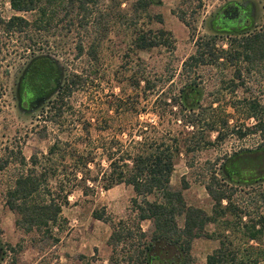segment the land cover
<instances>
[{"label":"rangeland","instance_id":"rangeland-1","mask_svg":"<svg viewBox=\"0 0 264 264\" xmlns=\"http://www.w3.org/2000/svg\"><path fill=\"white\" fill-rule=\"evenodd\" d=\"M234 2L254 7L253 26L236 35L215 33L211 28L214 15L225 3ZM134 3L111 0L103 5L108 18L101 39L102 32L90 34L89 29L87 33L63 32L61 47L36 51L35 55L22 52L17 38L0 32V264H107L110 228L94 219L91 212L105 208L114 220L125 217L133 196L129 185L121 183L109 189L97 185L86 195L75 188L62 209L67 224L57 233V240L18 228L16 216L4 203L5 190L28 167L29 157L45 154L56 140L66 153L95 151L96 163L107 167L108 161L99 154L110 148L134 150V143L150 131L149 127H155L158 135L169 130L179 149L170 186L182 191L187 205L210 214L213 201L206 185L216 186L219 181L234 189L231 199L237 208L250 217L264 216V166L257 167L255 160L242 165L234 176L236 181L224 169L233 156H252L264 149V117L260 128L256 127L260 114L246 115L248 101L257 99L264 105V71L256 67L249 73L243 60L230 62L226 57L233 37L264 25V0H161L145 11L135 10ZM13 13L7 0H0V17L6 19ZM159 30L171 36V44L148 50L135 48L138 33ZM209 38L214 40L215 51L225 54L217 61L193 65L189 57L197 55L200 43ZM80 41H94L93 56L87 48L83 55L77 54ZM38 57L55 63L56 83L43 98L24 109L18 101L21 76L28 63ZM194 66L197 71L192 73ZM72 74L79 75L82 82L64 98L61 117L50 121L52 103ZM193 78H199L200 96L198 105L189 107L182 91ZM183 104L185 111L180 107ZM185 115L194 122H186ZM237 130L245 135L239 136ZM114 140L118 141L115 146ZM19 152L27 162L24 167L18 161ZM225 218L232 219L229 214ZM178 224L182 226L183 217L178 218ZM141 227L148 232L151 224L144 221ZM214 230L213 224L206 226L208 233ZM217 245L215 239H194L191 254L196 264H204L206 255Z\"/></svg>","mask_w":264,"mask_h":264},{"label":"trees","instance_id":"trees-1","mask_svg":"<svg viewBox=\"0 0 264 264\" xmlns=\"http://www.w3.org/2000/svg\"><path fill=\"white\" fill-rule=\"evenodd\" d=\"M110 1L7 0L14 13L6 19L0 17V32L17 38L19 49L31 55L36 51L61 47L63 32L65 35L82 30L87 33L89 29L90 34L102 32L99 33L101 39L108 18L103 5ZM160 3L161 0H135L134 8L145 11ZM180 20L185 23L182 17ZM170 40L171 36L163 30L149 31L148 34L138 33L133 44L138 50H148L171 44ZM213 46V38L203 41L198 48V56H190V61H217L225 53H217ZM231 46V50L226 51L230 62L243 60L249 73L256 67L264 71V25L257 31L233 37ZM76 48L78 55H83L85 48L88 55H92L96 44L94 41H80ZM81 82V77L76 74L66 80L57 101L52 103L50 121L61 117L64 98ZM186 88L183 94L188 93ZM165 104L168 106L169 103ZM180 107L186 110L184 104ZM257 114H260V119L256 127L263 128L260 120L264 117V105L257 99L248 101L247 117H257ZM185 116L186 122H194V118ZM149 129L140 141L134 143V150L112 151L110 148L106 154H99L108 161L107 167L96 163L95 151L66 153L57 140L45 154L31 155L28 167L14 177L4 194L6 207L16 216L15 225L25 232H36L57 240V233L62 232L67 224L62 217V209L69 204V195L75 188L86 195L97 185L109 189L124 183L133 191L125 217L114 220L105 208L91 212L94 219L110 228L107 264H196L191 246L193 240L200 237L218 242L217 247L206 255L204 264H264V216L250 217L237 208L231 199L234 189L226 188L217 180L216 186L206 185L213 201L210 214L187 205L182 191L173 190L170 186L174 160L179 152L177 142L169 130L158 135L155 127ZM236 133L241 137L245 135L240 130ZM117 144V140L112 142L113 146ZM242 157L235 155L224 166L232 181H236L234 176L244 164L255 160L258 161L257 167L264 166V149L256 155ZM18 161L23 167L27 163L20 152ZM228 214L232 219L225 218ZM180 217H183L182 226L178 224ZM144 221L151 224L148 232L141 227ZM208 224L215 226L211 233L206 231Z\"/></svg>","mask_w":264,"mask_h":264},{"label":"flooded vegetation","instance_id":"flooded-vegetation-1","mask_svg":"<svg viewBox=\"0 0 264 264\" xmlns=\"http://www.w3.org/2000/svg\"><path fill=\"white\" fill-rule=\"evenodd\" d=\"M255 9L253 6H244L238 3H225L211 20V28L215 33H228L232 35L243 33L249 30L254 23ZM193 56H198L193 55ZM195 65H204L205 62H194ZM56 65L47 57L33 58L27 65L26 71L22 73L18 101L20 107L28 109L35 102L43 98L55 85ZM192 73L197 71L194 66L190 69ZM199 79V78H198ZM198 79L190 81L188 93L184 96V101L189 107H195L199 103V90L197 88ZM51 81H54L53 83ZM53 84V86H52ZM35 106V105H34ZM246 157V155H245ZM244 156L242 159L245 158ZM244 161V160H241ZM3 251L0 247V259Z\"/></svg>","mask_w":264,"mask_h":264}]
</instances>
